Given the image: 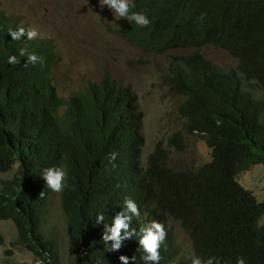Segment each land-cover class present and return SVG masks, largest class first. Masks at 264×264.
<instances>
[{
	"label": "trees",
	"instance_id": "1",
	"mask_svg": "<svg viewBox=\"0 0 264 264\" xmlns=\"http://www.w3.org/2000/svg\"><path fill=\"white\" fill-rule=\"evenodd\" d=\"M205 1L203 6L200 0H140L139 12H144L151 23L141 28L126 20L117 29L121 37L144 52L194 49L174 57L160 72L162 83H168L173 97L184 96L177 103L179 114L185 119V131L204 142L210 152L209 160L197 169L177 170L167 164L169 153L159 142L148 157L150 166L143 176L150 184L153 201L184 226L198 229L204 220L200 216L202 206L207 203L210 207L208 214L214 219L193 233L198 237L193 241L194 248L203 253L201 258L216 256L221 263L236 264L237 257L242 256L246 264H264V223L260 222L264 201H257L237 181L239 174L254 165L264 167V120L255 118L264 107V0ZM201 14L202 21L198 19ZM209 42L225 43L250 62L226 75L206 70L207 63L198 48ZM6 72L5 67L0 68V75ZM2 81L0 171H6L19 147L32 134L45 136L55 127L38 118L26 95L13 82ZM84 105L86 109L78 107L73 112L89 113L86 118L76 116L81 125L99 121L114 124L122 107L127 106L122 95L106 85ZM217 120L222 122L219 126ZM37 126H41L40 133ZM182 137L181 132L171 134L167 142L183 151ZM102 149L100 144L72 140L57 149L67 172L60 206L65 213L68 243L75 249L79 243L71 238L82 233L84 223L79 212L88 211L92 203L97 207L94 194L102 188V183H97L98 172L87 170L84 154L100 153ZM40 192L22 185L18 190L4 185L0 218L12 220L18 241L41 263L56 264L58 243L44 238L40 228V210L46 207L49 189L43 190V198H39Z\"/></svg>",
	"mask_w": 264,
	"mask_h": 264
},
{
	"label": "clouds",
	"instance_id": "2",
	"mask_svg": "<svg viewBox=\"0 0 264 264\" xmlns=\"http://www.w3.org/2000/svg\"><path fill=\"white\" fill-rule=\"evenodd\" d=\"M200 1L205 6L206 1ZM139 4L140 0H99L101 8L107 6L114 17L122 21L118 28L127 22L126 20L141 28L151 23L144 12H139ZM198 19L202 21L204 15L201 14ZM31 25L28 18L11 14L0 7V68L7 69L6 74L0 75V82L2 80V84L5 80L13 82L26 95L38 118L44 124L55 128L45 136L37 137L32 134L19 147L10 168L0 171L6 173L11 168L16 169L12 179L1 180L0 193L4 185L11 186L13 190L20 189L22 185L32 191H41L39 198H43L45 196L43 190L49 189L46 207L40 210L42 214L40 228L43 235L45 234L42 231V224L47 220L51 191L58 193L60 216L58 220L53 221L52 226L56 228L61 219L69 242L65 213L60 206L67 172L62 165L63 160L58 157L57 149L63 142L69 140L92 145L100 144L103 147L101 154L96 151L84 154L88 164L87 170L98 172L100 177L97 183H102V188L98 194H94L93 201H97V207L92 203L88 211L79 212L80 216L84 217V223L82 233L71 238L79 243L76 249L70 247L68 255L72 256L70 260L72 264H226L221 263V259L216 256H210L205 260L200 257L203 253L194 248L193 241L198 237H194L193 233H198L214 219L208 214L210 207L207 208V203L200 210V216H203L204 220L195 230L181 224L179 218L171 215L168 210H162L153 201L150 184L143 176V172L150 166L149 155L162 141L158 140L155 148L143 160L145 114L137 95L129 87L118 84L106 70L98 79L88 80L83 88L67 96L61 95L54 83V72L60 62L58 39L38 32ZM117 29L114 30L116 33ZM205 47L219 49L231 63L215 64L202 52ZM179 49L194 51L188 47ZM198 51L207 63L208 68L205 69L213 70L217 74L232 73L231 69L238 71L239 66L250 62L248 58L232 52L225 43L209 42L198 48ZM105 85L113 87L115 94H121L127 106L122 107L120 116H117L114 124L99 121L81 125L76 116L86 118L89 113L74 115L73 112L78 107L86 109L85 100L97 90H102ZM183 99V95H176L173 104L177 105L176 107L173 105L172 114L175 120L182 122L184 132L178 129L172 134L181 132L182 141L186 143L184 135L190 134L185 131V119L179 114L177 103ZM256 117H259L260 121L264 120V107L256 113ZM216 123L219 126L222 122L217 120ZM37 130L40 133L41 126H37ZM167 139L162 142L161 147L169 156L171 151L182 152L169 145ZM169 156L168 165L177 170L188 169L170 163ZM178 234H181L184 241L182 245H188L190 256L179 251ZM43 237L56 241L58 251L60 243L57 238L52 234ZM236 264H246L245 259L242 256L237 257Z\"/></svg>",
	"mask_w": 264,
	"mask_h": 264
},
{
	"label": "rangeland",
	"instance_id": "3",
	"mask_svg": "<svg viewBox=\"0 0 264 264\" xmlns=\"http://www.w3.org/2000/svg\"><path fill=\"white\" fill-rule=\"evenodd\" d=\"M0 7L28 18L38 32L58 39L60 62L54 72V83L61 95L67 96L83 88L88 80L98 79L105 70L118 84L129 87L137 95L145 114L143 160L158 140L165 142L173 131L183 128L182 122L175 120L172 114L174 97L168 83H162L160 71L174 57L190 53V49H171L160 55L141 51L114 31L122 21L116 19L107 6L101 8L99 0H0ZM202 52L215 64L231 63L223 52L214 47H205ZM181 131L184 132L183 129ZM184 139L183 151H171L169 162L177 167L197 169L209 160V149L193 135L185 134ZM15 170L11 168L0 173V189L1 180L12 179ZM237 181L252 192L257 201H264L262 165H254L239 174ZM49 203L42 231L45 235L52 234L60 243L56 264H72L64 222L59 219L58 226H52L60 216L59 194L51 191ZM260 222L264 223V214ZM177 238L179 251L190 256L188 245H182L181 234ZM0 240V264H38L39 260L18 241L17 230L11 220L0 219Z\"/></svg>",
	"mask_w": 264,
	"mask_h": 264
}]
</instances>
